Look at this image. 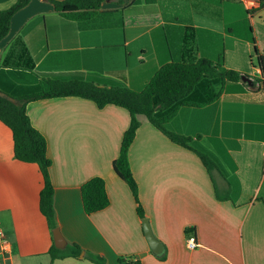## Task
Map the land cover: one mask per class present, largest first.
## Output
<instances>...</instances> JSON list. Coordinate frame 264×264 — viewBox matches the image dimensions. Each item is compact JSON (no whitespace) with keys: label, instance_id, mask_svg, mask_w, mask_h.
<instances>
[{"label":"crops","instance_id":"0c3cea01","mask_svg":"<svg viewBox=\"0 0 264 264\" xmlns=\"http://www.w3.org/2000/svg\"><path fill=\"white\" fill-rule=\"evenodd\" d=\"M16 1L0 0V10ZM123 8L106 0L107 14L74 22L58 14L49 0H32L11 21L0 44V66H32L40 75L71 78L107 76V47L129 45L146 35L153 44V32L164 24L158 4ZM260 9L256 15L262 18ZM193 18L206 26L204 16ZM252 23L264 55V23ZM124 28L145 30L126 41ZM224 38L225 66L250 80L242 79L248 90L224 93L202 107H183L169 125L173 132L200 136L202 147L218 159V169L209 172L195 153L138 116L141 125L129 160L146 218L164 247V261L152 252L129 185L114 167L130 113L112 105L99 109L76 97L28 104L33 126L48 142L57 227L68 244L83 249L79 259L53 264H94L85 259L86 252L104 257L107 264H264V87L256 83L254 44ZM142 60L134 70L138 73H128L137 87L160 65L157 56ZM94 177L105 180L110 205L87 215L81 188ZM44 185L39 165L16 158L13 132L0 121V264L52 263L53 234L40 209ZM192 236L199 244L195 249L188 247Z\"/></svg>","mask_w":264,"mask_h":264},{"label":"trees","instance_id":"16d2710c","mask_svg":"<svg viewBox=\"0 0 264 264\" xmlns=\"http://www.w3.org/2000/svg\"><path fill=\"white\" fill-rule=\"evenodd\" d=\"M32 0H17L5 10H0V44L10 32L13 17L26 8ZM55 11L67 20L89 22L101 14L106 0H49ZM123 9L136 5L158 4L164 24L156 29L152 39L146 35L138 41L106 48L107 76L91 74L88 78H71L64 75H40L33 67L6 68L0 66V121L13 132L14 151L18 160L39 165L45 185L41 192L40 209L48 220L51 231L57 227L51 181L52 161L48 156L46 137L37 130L27 114L28 104L49 99L76 97L94 102L99 109L109 105L126 109L131 116L129 128L124 133L120 154L114 163L116 172L127 182L137 203V213L146 218L139 199V186L134 177L129 151L141 125L138 116L149 122L174 144L195 153L206 169L219 168L215 155L200 144L201 137H189L171 131L170 122L183 107H202L220 98L224 93L248 90L238 71L225 66L226 43L224 36L255 46L256 66L260 77L256 83L264 87V55L260 53L253 27V19L244 4L238 0H116ZM264 9V0L261 9ZM204 16L206 26L193 17ZM203 19V18H202ZM209 20V21H208ZM203 27H196L195 25ZM145 28H124L126 41L132 40ZM161 31L162 45L156 35ZM157 42V43H156ZM156 46V47H155ZM159 58L160 65L146 75V82L135 86L128 73L147 61ZM115 58L116 62L112 61ZM113 63V64H112ZM115 65V66H114ZM215 140H213L214 142ZM84 212L92 215L110 205L106 182L94 177L81 188ZM83 249L78 244H68L66 249L51 247L50 257L56 260L79 259ZM85 259L94 264H107L104 257L86 252ZM164 261L166 256H160ZM122 263H124L122 261ZM124 264H140L139 262Z\"/></svg>","mask_w":264,"mask_h":264},{"label":"water","instance_id":"95a60500","mask_svg":"<svg viewBox=\"0 0 264 264\" xmlns=\"http://www.w3.org/2000/svg\"><path fill=\"white\" fill-rule=\"evenodd\" d=\"M242 79L244 81L246 80L248 83L250 81L246 77L242 78ZM0 96L5 97L6 94L0 90ZM143 227H144L145 236L147 238V241L150 245L152 252L157 256H161L164 252V247H163L162 243L155 237V234L152 230L151 224L147 218H145L143 220ZM52 234H53V242H54L55 246L58 249H62V250L66 249L68 246V242L65 239V237L63 236L60 228L56 227L55 229H53Z\"/></svg>","mask_w":264,"mask_h":264},{"label":"built area","instance_id":"2783aa9c","mask_svg":"<svg viewBox=\"0 0 264 264\" xmlns=\"http://www.w3.org/2000/svg\"><path fill=\"white\" fill-rule=\"evenodd\" d=\"M242 2L245 6V8L250 12L251 18L254 19L256 16L257 11L261 7V1L262 0H238ZM258 72L260 74V70L258 69ZM199 246L198 241L195 236H192L188 240V247L189 249H195Z\"/></svg>","mask_w":264,"mask_h":264},{"label":"rangeland","instance_id":"374dc122","mask_svg":"<svg viewBox=\"0 0 264 264\" xmlns=\"http://www.w3.org/2000/svg\"><path fill=\"white\" fill-rule=\"evenodd\" d=\"M254 22L256 23V24H262V23H264V12L262 13V18L261 17H259L258 15H256L255 17H254ZM257 46H258V44H257ZM258 49H259V47H258ZM260 50V49H259ZM253 60H254V64L256 65L257 64V62H256V57H255V53H254V55H253ZM140 71V70H139ZM135 73H138V72H132V75H134Z\"/></svg>","mask_w":264,"mask_h":264}]
</instances>
